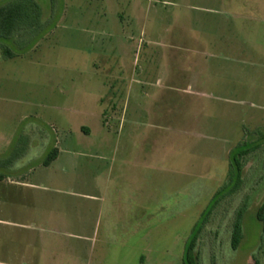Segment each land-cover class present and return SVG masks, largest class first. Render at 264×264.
<instances>
[{
	"label": "rangeland",
	"instance_id": "374dc122",
	"mask_svg": "<svg viewBox=\"0 0 264 264\" xmlns=\"http://www.w3.org/2000/svg\"><path fill=\"white\" fill-rule=\"evenodd\" d=\"M10 1L38 24L0 51V264H183L264 135V0ZM263 202L264 142L199 263L264 264Z\"/></svg>",
	"mask_w": 264,
	"mask_h": 264
},
{
	"label": "trees",
	"instance_id": "16d2710c",
	"mask_svg": "<svg viewBox=\"0 0 264 264\" xmlns=\"http://www.w3.org/2000/svg\"><path fill=\"white\" fill-rule=\"evenodd\" d=\"M30 6L32 10H37L35 12L38 14V17H41V10L34 0H30ZM37 24L38 23L36 21L34 22L32 18L28 17L25 3L10 1L0 5V51L4 49L3 53L5 56L7 58H12L13 54L8 48L3 46L2 41L20 38L21 34L24 33L25 30H29V28H35ZM257 142L258 143L254 142L251 144L240 145L231 152L230 185H232V187L227 191V193H225L224 190L227 187L218 192L210 208L203 214V217L198 223L192 238L186 246L183 264H200V252L197 245L199 234L201 233L204 225L208 222L209 217L217 205L226 196L235 193L240 187L244 175L245 158L261 147V144L264 142V135ZM58 156L59 150L55 147L46 158L44 165L47 167L50 166L55 160H57ZM0 178L2 177L0 176ZM256 217L264 227V202L258 208ZM242 238L243 217L242 213H239L233 229V249H237L240 246Z\"/></svg>",
	"mask_w": 264,
	"mask_h": 264
}]
</instances>
